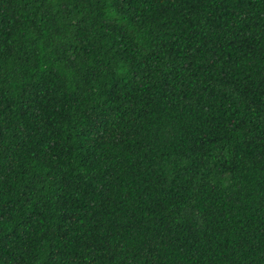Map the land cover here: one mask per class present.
Segmentation results:
<instances>
[{
	"label": "trees",
	"instance_id": "16d2710c",
	"mask_svg": "<svg viewBox=\"0 0 264 264\" xmlns=\"http://www.w3.org/2000/svg\"><path fill=\"white\" fill-rule=\"evenodd\" d=\"M0 264H264V0H0Z\"/></svg>",
	"mask_w": 264,
	"mask_h": 264
}]
</instances>
